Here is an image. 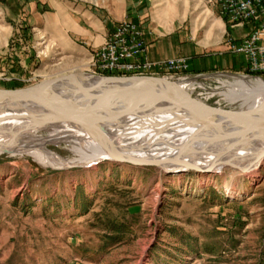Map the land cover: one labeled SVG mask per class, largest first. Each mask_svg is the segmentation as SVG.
Returning <instances> with one entry per match:
<instances>
[{
	"label": "rangeland",
	"instance_id": "374dc122",
	"mask_svg": "<svg viewBox=\"0 0 264 264\" xmlns=\"http://www.w3.org/2000/svg\"><path fill=\"white\" fill-rule=\"evenodd\" d=\"M147 1L157 23L181 26L189 38L200 39L203 31L208 38L215 36V29L223 32L216 22L218 14L224 17L219 5L206 0ZM123 7V0H0V89L26 88L74 73L106 76L91 66L110 34L87 52L85 45L68 41L66 19L68 14L79 17L89 29L93 18L102 22L119 19ZM123 19L114 22V28L127 21ZM228 23L233 27L245 24ZM246 23H252L251 32L256 30L255 23ZM244 38L230 39L229 46ZM229 46L227 51L223 42L211 49L241 57ZM186 65V71L174 75L199 78L178 82L177 87L195 82L204 88L118 91L128 100L162 94L157 107L170 116V130L181 134V128H193L173 123L180 112L187 113V118L194 114L210 117L207 111L193 110L187 95L229 110L228 117L221 111L216 115L220 122L242 111L243 106L224 91L223 83L234 77L256 80L236 75L246 74V67L242 72L190 76L187 59ZM255 76L264 82V73ZM144 77L174 82L165 79L164 72ZM117 103L126 116L143 117L137 105ZM41 152L43 160L0 149V264H264V159L252 174L229 168L219 173H167L155 165L70 162L75 158L72 152L51 144ZM232 189L235 196L229 194Z\"/></svg>",
	"mask_w": 264,
	"mask_h": 264
},
{
	"label": "bare ground",
	"instance_id": "6f19581e",
	"mask_svg": "<svg viewBox=\"0 0 264 264\" xmlns=\"http://www.w3.org/2000/svg\"><path fill=\"white\" fill-rule=\"evenodd\" d=\"M206 3L219 5L220 14L227 18L220 0H206ZM251 11V17L241 16L235 24L253 22L258 27L263 15V8L258 0H251ZM108 46L109 41L95 57L108 49ZM144 73L145 68L133 69L134 76H142ZM236 75L249 78V75L244 73ZM253 77L250 79L256 80L234 77L227 78L223 83L224 91L231 96L232 101L243 106L241 112L228 120V124L231 123L233 127L230 125L226 130L223 128L203 130L205 122L200 124L192 117L187 118V113L180 112L173 118V123L193 128L192 130L181 128L180 131L184 134L171 131L170 116L157 107L156 100L162 94L156 95L153 99L149 97L139 99L133 96L128 100L125 93L117 91L112 86L90 78L78 77L72 80L74 84L90 91H95L93 88L95 85H104L102 87L109 99H102L104 107L99 114H86L87 105L82 94L66 93L65 100H71L67 104L43 99L0 104V149L43 160L41 149L51 144L72 152L75 158L70 159V162L77 161L83 164L98 160L115 161V154H118L117 156L136 163L156 165L167 173L189 170L219 173L224 168H229L239 173L252 174L264 159V128L239 126L233 120L262 109L257 116L264 118V82L258 80V77ZM196 88L202 89L204 86L189 82L173 90L192 91ZM120 101L125 103L124 107L137 105L143 117L135 118L130 113V116H126L124 109L116 105ZM141 107L145 108L144 112L140 111ZM96 122L99 132L106 134L109 140L106 141L97 133ZM30 124L34 125V128L26 129L25 126ZM169 162L177 165L173 166ZM234 193L233 189L229 191L230 196H235Z\"/></svg>",
	"mask_w": 264,
	"mask_h": 264
},
{
	"label": "crops",
	"instance_id": "0c3cea01",
	"mask_svg": "<svg viewBox=\"0 0 264 264\" xmlns=\"http://www.w3.org/2000/svg\"><path fill=\"white\" fill-rule=\"evenodd\" d=\"M123 5L124 13L119 19L114 18L113 20L116 22L124 18L139 27L143 33L146 54L150 61L155 62L175 57H185L190 76L197 74L214 75L224 71L242 72L245 70V63L242 57L213 52L211 48L213 45L225 42L228 51L229 40L240 41L246 37L253 29L252 23L233 27L228 23L227 18L225 19L218 14L216 22H220L223 32L215 29V36L208 38L205 36L206 31H203L201 38L196 39L195 35L189 38L187 36L188 31L183 32L181 26L174 27L172 22H167L165 26L157 23V17H153L147 0H123ZM114 22H102L97 18H93V23L90 25L92 27L86 29L82 26L79 17L75 19L73 15L68 14L66 19L68 41L75 46H79L78 44L85 45L88 49L87 52H90L104 43L107 35L114 29ZM224 33L226 34L225 36ZM228 57H230L231 62H228Z\"/></svg>",
	"mask_w": 264,
	"mask_h": 264
},
{
	"label": "built area",
	"instance_id": "2783aa9c",
	"mask_svg": "<svg viewBox=\"0 0 264 264\" xmlns=\"http://www.w3.org/2000/svg\"><path fill=\"white\" fill-rule=\"evenodd\" d=\"M227 15V21L234 25L241 16H252L251 0H220ZM263 15L257 30L250 32L241 42L229 47L232 53L240 55L247 68L249 78L264 73V0H258ZM100 73L121 74L123 76L144 77L165 73L167 80L184 81L189 78L178 75L186 71V58H171L163 61H149L143 33L131 22H122L110 33L108 49L94 58L91 66ZM134 68H145V75L133 76ZM257 77V76H255Z\"/></svg>",
	"mask_w": 264,
	"mask_h": 264
},
{
	"label": "water",
	"instance_id": "95a60500",
	"mask_svg": "<svg viewBox=\"0 0 264 264\" xmlns=\"http://www.w3.org/2000/svg\"><path fill=\"white\" fill-rule=\"evenodd\" d=\"M90 78L98 83L106 84L108 86H115L118 89H126V88H148L149 90L166 92L172 90L177 87V82H170L158 78H150V77H108V76H97L90 73H74L73 75H66L63 77H59L56 79L42 81L40 83L34 84L32 86L21 88V89H0V104H6L12 101H34L35 99H43V100H53L60 101L63 104L70 103L71 100H65L64 95L66 93L70 94H82L85 96V101L87 105V113L86 114H99L104 107V100L109 99L108 96L105 95V92L101 91L102 85L98 90L90 91L79 85L74 84L75 78ZM97 83V84H98ZM107 86V87H108ZM103 89V88H102ZM165 90V91H164ZM104 99V100H102ZM186 101L190 105L193 110H202L207 111L209 114V118L204 117L203 115L194 114L192 118L199 122L204 123V129H222L227 128L230 125L233 127L231 123L228 122H220L215 119L218 113L223 117H228L230 115V111L227 109H219L210 107L205 103L197 102L191 95L186 96ZM123 109V106L118 105ZM263 110V109H262ZM262 110H257L252 112L251 114H247L241 117L234 119L233 121L239 126H244L252 129H262L264 128V118H259L257 116L258 113L262 112ZM99 116V115H98ZM98 122L95 123V130H97L98 134L103 137L106 141L109 138L106 134L99 132ZM115 161L120 163H129L132 165H153L147 164L145 162H133L130 160H126L117 156L115 154ZM168 163V162H167ZM171 165L176 166L177 163L169 162ZM156 166V165H155ZM197 171V170H194Z\"/></svg>",
	"mask_w": 264,
	"mask_h": 264
},
{
	"label": "trees",
	"instance_id": "16d2710c",
	"mask_svg": "<svg viewBox=\"0 0 264 264\" xmlns=\"http://www.w3.org/2000/svg\"><path fill=\"white\" fill-rule=\"evenodd\" d=\"M3 1H4V0H3ZM104 75H106V76L110 77L112 74H109V73H107V74H104Z\"/></svg>",
	"mask_w": 264,
	"mask_h": 264
}]
</instances>
